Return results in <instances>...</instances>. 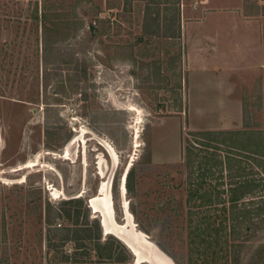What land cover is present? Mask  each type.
<instances>
[{
    "label": "rangeland",
    "instance_id": "374dc122",
    "mask_svg": "<svg viewBox=\"0 0 264 264\" xmlns=\"http://www.w3.org/2000/svg\"><path fill=\"white\" fill-rule=\"evenodd\" d=\"M197 1L0 0V264H137L119 235L102 233L104 218L92 200L103 196V184L115 220L127 224L128 208L135 229L175 264H189L192 249L199 264L234 263L231 248L228 263L224 249H206L205 233L195 245L188 240L187 209L195 208L186 197L200 179L196 164L186 166L184 149L199 141L193 133L239 118L233 107L198 104L196 75L188 102L187 49L198 38L186 22L198 16ZM242 2L245 15H264V0ZM146 10L157 15L145 21L149 31L158 29L155 35L144 31ZM241 92V125L236 134L216 137L246 152L239 157L249 173L252 152L264 155L262 107L257 85ZM209 170L200 192L218 183L220 172ZM73 198L81 200L82 215L85 207L88 219L98 221L111 258L99 259L91 240L87 254L60 262V250L73 244L61 245L59 231L48 238L45 215ZM71 223L53 218L56 227ZM256 231L236 240L245 241L236 264H264L252 257L264 242V226ZM98 234L92 224L93 239Z\"/></svg>",
    "mask_w": 264,
    "mask_h": 264
},
{
    "label": "trees",
    "instance_id": "16d2710c",
    "mask_svg": "<svg viewBox=\"0 0 264 264\" xmlns=\"http://www.w3.org/2000/svg\"><path fill=\"white\" fill-rule=\"evenodd\" d=\"M43 17H46L43 15ZM153 17V18H151ZM157 19V15L151 16L149 10H146L144 16V31L148 34H157L158 29L149 31L147 29V20ZM146 24V25H145ZM48 29L45 25L42 26V34L45 37V31ZM45 39L43 40V44ZM45 49V48H44ZM4 96L3 94H0ZM257 133V131H254ZM236 134L232 131H198L193 133L196 138L199 139L196 145H188L184 149V162L187 167H192L196 164L199 169L198 178L200 182L195 189H191L187 193L186 202L193 203L192 207L195 209H187V224H188V240L190 245L198 243L196 240L199 236L205 233L206 239H203L206 244V249L211 253L218 248V251L224 249L222 253H225V258L228 254V248H231V261L236 264L239 260L240 250L244 247L245 241H236L242 234L246 236L247 231L251 230L247 237H253L258 228H262L264 217V155L260 154V151L252 152L257 155L253 157V165L248 166L249 173H245L246 166L242 165L241 154H245L244 151L234 152L233 144L225 143V141L219 140L216 135L219 134ZM197 145L201 149H197ZM224 145H227V150L222 149ZM205 148V149H202ZM224 153V154H223ZM209 168H216L220 175L218 177V183L210 190L199 191L200 187L203 186L204 176L210 171ZM130 170L126 177V190H132L133 180L131 177ZM228 186L227 192L228 197H225L224 189L221 186L224 185L225 181ZM210 186V185H209ZM215 193L212 199V192ZM250 195L252 199L244 201V197ZM246 202L253 204L252 207L245 206ZM70 206L64 207L60 205L56 207L54 212L51 209L46 211L45 223L47 225V236L51 237L52 231H59L60 237L59 242L61 245L66 243H72V249L64 251L63 249L59 252L60 262H70L71 260H78V256L85 255L86 249L89 248V242L94 240L93 248L99 259L105 260L111 258V254L104 252L107 249V244L100 243V228L96 219L89 220L88 215L84 207L83 215L80 207L76 203H81V200L69 199L67 202ZM73 203V205H72ZM62 204H65L63 202ZM249 205V204H248ZM53 213V215L51 214ZM64 216L67 220H70L72 225L69 226H58L53 225V218ZM83 221H80V219ZM81 222V223H80ZM92 224L97 228L99 234L92 237ZM100 224V223H99ZM245 238V237H244ZM232 240V243L230 241ZM248 240V239H244ZM200 243V242H199ZM252 243V242H251ZM50 248L53 244L48 245ZM58 248L59 245H55ZM58 250V249H57ZM190 259L189 264H199L198 258H194L193 255H199V251L192 249L189 252ZM212 255V254H211ZM210 255V256H211ZM253 259H263L264 261V242L259 243L256 246V250L252 255ZM229 262L226 258L225 262ZM226 264V263H225Z\"/></svg>",
    "mask_w": 264,
    "mask_h": 264
},
{
    "label": "crops",
    "instance_id": "0c3cea01",
    "mask_svg": "<svg viewBox=\"0 0 264 264\" xmlns=\"http://www.w3.org/2000/svg\"><path fill=\"white\" fill-rule=\"evenodd\" d=\"M195 8L198 16L186 22L198 38L197 46L187 49L188 102L196 75L198 104L221 107L224 112L233 107L239 114L232 124L205 130L232 131L241 125V90L257 85L264 128V15H245L242 0H199Z\"/></svg>",
    "mask_w": 264,
    "mask_h": 264
},
{
    "label": "bare ground",
    "instance_id": "6f19581e",
    "mask_svg": "<svg viewBox=\"0 0 264 264\" xmlns=\"http://www.w3.org/2000/svg\"><path fill=\"white\" fill-rule=\"evenodd\" d=\"M114 163H116V161ZM102 192L103 196L101 195L93 199L92 205L95 210H98L100 211V213H102L104 218L102 220V223L104 229L108 231L107 234H113L117 237L120 236L119 238L132 248L138 260L142 258L144 259V263H146L145 258H153L159 261L161 264H173L170 258L164 252H162L159 247H157L147 239L145 234L135 229V223L133 221L132 215L127 208V205V224H119L115 220L113 203L109 194V187L107 186V184L102 185Z\"/></svg>",
    "mask_w": 264,
    "mask_h": 264
},
{
    "label": "water",
    "instance_id": "95a60500",
    "mask_svg": "<svg viewBox=\"0 0 264 264\" xmlns=\"http://www.w3.org/2000/svg\"><path fill=\"white\" fill-rule=\"evenodd\" d=\"M123 178H124V176H123ZM123 180V179H122ZM124 181H125V179H124ZM89 207L90 208H92L91 207V205L89 204ZM99 222H100V227H101V229H102V233H108V231H106L105 229H104V226H103V223H102V218H100L99 219ZM133 255H135L134 256V262H137V264L138 263H144V259L142 258V259H137V257H136V254L133 252V250H132V248L131 247H129L126 243H122ZM157 246V245H156ZM158 247V246H157ZM163 252V251H162ZM169 257V256H168ZM170 258V257H169ZM145 260H146V263L147 264H161L159 261H157L156 259H153V258H151V259H147V258H145ZM170 260L172 261V263L173 264H175L174 262H173V260L170 258Z\"/></svg>",
    "mask_w": 264,
    "mask_h": 264
}]
</instances>
